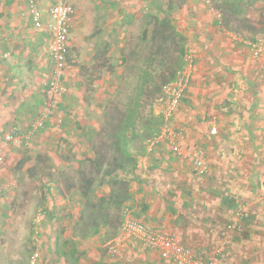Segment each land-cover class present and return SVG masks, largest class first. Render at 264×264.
Here are the masks:
<instances>
[{
  "label": "rangeland",
  "instance_id": "1",
  "mask_svg": "<svg viewBox=\"0 0 264 264\" xmlns=\"http://www.w3.org/2000/svg\"><path fill=\"white\" fill-rule=\"evenodd\" d=\"M221 1L70 0L66 77L80 67L79 86L92 95L109 71L106 95L101 112H88L92 129L76 137L57 126L56 105L48 117L53 135L40 138L44 125L27 145H4L0 181L13 186L0 199V264H169L123 232L126 218L174 231L216 264H264V76L242 41L264 36V0H235L239 20L229 26L215 7ZM50 3L40 0L42 10ZM20 4L27 33L42 40L17 48L29 68L42 69V91L51 70L48 19L36 27ZM164 10L167 41L151 31ZM166 57L178 62L175 75L189 74L169 113L157 100L163 85L155 92L151 84ZM114 105L130 115L127 154L111 149L114 137L103 131ZM156 133L160 142L150 148ZM99 147L122 169L96 173L86 196L67 190L78 184V170L89 172Z\"/></svg>",
  "mask_w": 264,
  "mask_h": 264
},
{
  "label": "built area",
  "instance_id": "2",
  "mask_svg": "<svg viewBox=\"0 0 264 264\" xmlns=\"http://www.w3.org/2000/svg\"><path fill=\"white\" fill-rule=\"evenodd\" d=\"M26 5L36 27H41L47 18V31L49 33V58L51 70L45 81L43 89V103L38 114L31 120L27 129L23 130L17 125H11L0 135V167L5 163L3 147L8 143L27 145L33 134L42 128L65 92L64 76L69 65V20L73 13L70 0H51L46 10H42L40 0H25ZM229 33V32H228ZM234 39L240 40L235 33H229ZM247 45L259 70L264 76V36L242 40ZM3 53V57L8 56ZM189 82V74L178 71L174 79L162 87V94L157 100L165 105L169 113L183 96ZM212 132L216 129L212 128ZM161 134H153L148 139L150 148L160 142ZM13 186L11 181H0V196ZM121 229L129 234L140 247L156 252L157 255L169 264H216L213 258L191 250L184 245L174 231L151 228L138 219L126 218Z\"/></svg>",
  "mask_w": 264,
  "mask_h": 264
},
{
  "label": "crops",
  "instance_id": "3",
  "mask_svg": "<svg viewBox=\"0 0 264 264\" xmlns=\"http://www.w3.org/2000/svg\"><path fill=\"white\" fill-rule=\"evenodd\" d=\"M23 14L24 11L20 4V0H0V129H8L9 127L6 125L10 124H16L23 130L27 129L31 120L38 114L43 102V89L40 91L39 86V73H42V69L38 66L37 68L39 69L35 67H33L34 69L29 68L26 64L28 55H23L19 50L28 43L30 45H35L41 42V34L38 33L33 39L31 35L27 33L29 32L25 28L27 20L23 21ZM30 19L33 23L31 17ZM23 34H25V41L21 39ZM28 36H30V38ZM18 44L21 45L20 48H17ZM29 51L31 52L32 48L29 49ZM6 52L9 53L8 56L3 57V53ZM48 64L50 68L49 61ZM67 71L64 76L68 86L67 91L57 102V108L61 112L57 126L64 129L68 136L74 134L76 137L77 134L75 133L78 131L81 132L85 130V128H90L92 125L91 122L93 121L89 120V110H93L97 113L101 112L103 105L99 107V104L102 103V98L106 95V93L102 94L101 92L102 90H107L105 84L107 81L105 79L110 75V72L107 71L106 78L104 77L101 82H99L100 85L97 89L95 88L94 93L88 95L85 89L79 86L82 78L80 67L77 68V71H72V77H66ZM94 71L95 70H90V72L94 74L92 73L91 75V73H88L86 76L96 79L97 75ZM110 77L108 78L109 80L111 79ZM114 80H116V78H114ZM91 85L92 84H90V86ZM89 92H91V90H89ZM87 97L91 99L87 101ZM50 119L51 118L44 124L46 125L43 128L44 135L40 136V138L44 140L49 134L53 135V133L48 131V129L53 126V121ZM90 129H92V127ZM91 157H93V151Z\"/></svg>",
  "mask_w": 264,
  "mask_h": 264
},
{
  "label": "trees",
  "instance_id": "4",
  "mask_svg": "<svg viewBox=\"0 0 264 264\" xmlns=\"http://www.w3.org/2000/svg\"><path fill=\"white\" fill-rule=\"evenodd\" d=\"M215 7L218 10H221L223 14V18L225 20L226 26H229L230 20L237 21L239 18L237 17L239 13V3L235 0H222L220 3H216ZM165 13V16L163 17H154L153 18V27H152V34L153 32H158L161 34V38L163 41H167L168 39L171 38V30H169L167 27H170V20L169 16L166 10L162 11ZM158 26V27H156ZM247 27L249 25H246ZM157 29V28H159ZM236 30H239L241 26H236ZM171 28V27H170ZM253 29V28H251ZM254 30V29H253ZM255 31V30H254ZM183 50L181 49L180 55L182 54ZM173 57H166L164 61L161 62L162 66L159 72L155 75L152 76V86L154 89L152 91L157 92L162 85H165L166 83L170 82L171 80L174 79L175 76V60L173 61ZM176 64V65H177ZM152 91H146L144 94H150ZM106 113V127H104L103 131L108 132L109 134H112L114 137V140L109 144V147L113 149L114 151H119L120 153L127 154L128 149L126 145V140H125V134H126V129L127 126L129 125V114H127L124 111H121L117 106H112L111 108L107 109ZM108 127V128H107ZM104 145V144H103ZM108 145V144H106ZM107 152V151H106ZM105 151H102L99 148H94L93 150V157H91L89 160L90 162V170L89 172H86L84 169L78 170L77 174L79 177V182L78 184L75 183H68L67 184V190H70L72 188L77 187V189L80 191V193L83 196H86L90 189L91 186L93 185L94 182V175L97 173H105V174H110L113 173L115 169H122L121 163H115L117 160V155H114L113 158L107 159ZM103 166H109L110 170H104ZM93 169V171H92ZM114 176V175H113Z\"/></svg>",
  "mask_w": 264,
  "mask_h": 264
}]
</instances>
